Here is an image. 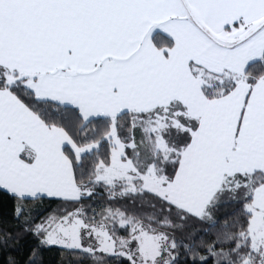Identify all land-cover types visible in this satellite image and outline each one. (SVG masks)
Wrapping results in <instances>:
<instances>
[{"label": "snow or ice", "instance_id": "obj_1", "mask_svg": "<svg viewBox=\"0 0 264 264\" xmlns=\"http://www.w3.org/2000/svg\"><path fill=\"white\" fill-rule=\"evenodd\" d=\"M0 192V264H264V0H0Z\"/></svg>", "mask_w": 264, "mask_h": 264}, {"label": "trees", "instance_id": "obj_2", "mask_svg": "<svg viewBox=\"0 0 264 264\" xmlns=\"http://www.w3.org/2000/svg\"><path fill=\"white\" fill-rule=\"evenodd\" d=\"M8 200H9V198H8L7 194L0 192V205L7 203ZM45 255L49 260H55L56 249H52V250L46 252Z\"/></svg>", "mask_w": 264, "mask_h": 264}]
</instances>
